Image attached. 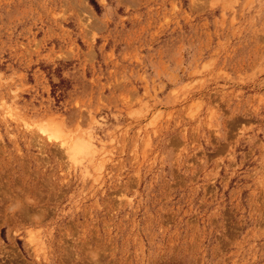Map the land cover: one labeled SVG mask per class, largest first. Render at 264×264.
Instances as JSON below:
<instances>
[{
  "label": "rangeland",
  "instance_id": "374dc122",
  "mask_svg": "<svg viewBox=\"0 0 264 264\" xmlns=\"http://www.w3.org/2000/svg\"><path fill=\"white\" fill-rule=\"evenodd\" d=\"M0 264H264V0H0Z\"/></svg>",
  "mask_w": 264,
  "mask_h": 264
}]
</instances>
